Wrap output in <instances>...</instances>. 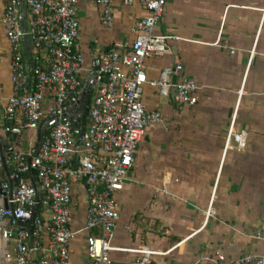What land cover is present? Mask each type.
<instances>
[{
    "label": "crops",
    "instance_id": "obj_1",
    "mask_svg": "<svg viewBox=\"0 0 264 264\" xmlns=\"http://www.w3.org/2000/svg\"><path fill=\"white\" fill-rule=\"evenodd\" d=\"M4 5L0 0V14ZM20 7L27 28L25 0ZM263 7L264 0H166L155 33L177 39L166 41L167 52L146 59V73L157 79L164 67L181 64L182 73L198 85L199 99L194 106H180L173 93L162 96L156 88L144 87L143 102L148 110L159 109L162 120L147 125L123 189L115 194L118 220L110 241L114 264H210L208 259L217 252L228 261L249 252L264 254L257 237L264 234ZM147 14L140 2L126 6L116 0L113 25L108 27L101 5L78 0L80 35L75 47L84 58L85 91L93 93L106 51L129 49L137 36L135 21ZM22 42L32 73L36 51L28 37ZM40 57L45 62L44 55ZM11 74V46L0 25V119L13 92ZM58 109L46 92L44 113L57 114ZM231 125L235 131H247L243 150L226 151ZM26 131L28 139L21 141L24 132L16 145L5 129L3 142L25 151L35 148L37 134ZM72 187L75 235L70 264H87V195L80 179H73ZM211 201L216 214L206 223ZM43 243H48L47 235ZM141 248L156 253L142 262L144 254L134 251ZM39 258L34 253L31 264H39Z\"/></svg>",
    "mask_w": 264,
    "mask_h": 264
},
{
    "label": "built area",
    "instance_id": "obj_2",
    "mask_svg": "<svg viewBox=\"0 0 264 264\" xmlns=\"http://www.w3.org/2000/svg\"><path fill=\"white\" fill-rule=\"evenodd\" d=\"M4 1L0 25L11 46L13 92L6 99L2 119L17 124L21 131L39 134V142L26 151L14 147L7 155L14 189L11 191L4 173L6 180L0 182V190L5 193L0 194L1 256L6 262L31 264L34 253H39V264H70V243L75 235L71 228L72 180L80 179L88 202L84 226L89 232L87 264H114L110 241L118 220L115 194L123 189L147 125L162 120L159 109L148 110L143 102L144 87H154L162 96L173 93V101L180 106H194L199 99L198 85L182 73L181 64L164 67L157 79H149L146 73V59L167 52L166 41L177 39L155 33L166 0H120L126 6L140 2L148 14L135 21L132 30L137 36L129 49L120 52L110 48L103 55L80 145L75 143L73 121L60 120L64 115L73 118L84 90V58L75 47L80 35L78 0H25L27 28L21 23L20 0ZM93 1L101 5L103 22L111 27L116 0ZM261 11L264 18V7ZM24 37L31 40L36 53L45 57L43 63L38 58L33 61V87L23 60ZM48 91L59 107L53 118L59 120L40 137ZM65 105L73 109L69 114ZM246 142L247 131H235L231 125L226 151L231 147L243 150ZM212 204L205 213L206 223L216 214ZM45 235L47 244L43 243ZM257 237L264 243V234ZM134 251L144 254L142 262L156 253L148 248ZM208 260L210 264H264V254L249 252L228 261L224 253L217 252Z\"/></svg>",
    "mask_w": 264,
    "mask_h": 264
},
{
    "label": "trees",
    "instance_id": "obj_3",
    "mask_svg": "<svg viewBox=\"0 0 264 264\" xmlns=\"http://www.w3.org/2000/svg\"><path fill=\"white\" fill-rule=\"evenodd\" d=\"M37 58H38L40 63H43V60H42V58L40 57V55L38 53H36V55H34L33 61L36 62ZM23 60H24V63L26 64V67L28 69H30V67H29L30 63H28L30 61V55L26 54L24 52V49H23ZM29 82H30V86L33 87L34 78H33L32 73H30ZM83 97H84V95L79 100L77 106L74 108V115H73V119H75V121H73V132H74V137H75V143L77 145L82 144V142L84 141L85 136H81V132H82L84 127H87V124H88V121L84 122L83 119H82V116H83V113H84V107H85V103H86V100H83ZM91 97H92V93H91ZM64 109H65L66 113H68V114L73 110L72 108H70L69 105H65ZM47 116L48 117L46 119L43 118L41 120V122H40L39 133H41L42 130H44L43 133H47L50 130V128H51V126H48V127H46V126L51 121V119L53 118V115L52 114H48ZM8 127H10V128H18V126L16 124L10 123V122H6L1 117V119H0V128L6 129ZM23 133H24V130L22 129L21 135ZM8 138H12V137H8ZM3 141L4 140H2V142ZM10 146H11V144L8 145V147H10ZM1 180H6V176L4 174V170H3L2 167H0V182H1ZM37 212H38V210H37Z\"/></svg>",
    "mask_w": 264,
    "mask_h": 264
},
{
    "label": "water",
    "instance_id": "obj_4",
    "mask_svg": "<svg viewBox=\"0 0 264 264\" xmlns=\"http://www.w3.org/2000/svg\"><path fill=\"white\" fill-rule=\"evenodd\" d=\"M91 90L85 91L83 90V95H86V103H85V107H84V113L82 116V119L84 122L88 121V113H89V106L91 104ZM55 115V114H53ZM57 120H59V118H53L46 127L51 126L54 122H56ZM60 120L62 121H67V120H71V121H75V119L70 118L68 115H64L60 118ZM44 132V130L41 131L40 133V137L42 135V133ZM6 133L8 135H12L15 141V144L18 145V141L20 138V135L22 133V131L18 128H6ZM86 134V127L83 128L82 132H81V136H85ZM13 146L8 147V145L4 142L1 141L0 139V167L3 168L4 173L6 174L8 180H9V171H8V165H7V155L8 153H10L13 150ZM10 184H11V191L14 189V185L12 183L11 180H9ZM0 194L5 195L4 192H2L0 190ZM6 207H8V205L6 204ZM1 225H2V216H1V211H0V230H1Z\"/></svg>",
    "mask_w": 264,
    "mask_h": 264
},
{
    "label": "rangeland",
    "instance_id": "obj_5",
    "mask_svg": "<svg viewBox=\"0 0 264 264\" xmlns=\"http://www.w3.org/2000/svg\"><path fill=\"white\" fill-rule=\"evenodd\" d=\"M83 100H86V96L84 95V97H83ZM48 116L44 113V119H46ZM26 134H23V135H25L24 136V138L21 140L22 142L24 141V140H27L28 138L27 137H29V135L27 134V131L25 130L24 131ZM5 129H3V128H0V139H1V141L2 140H5V138H6V136H5ZM39 137V134H37L36 135V138H35V144L37 143V140L39 139L38 138ZM20 139V138H19ZM1 246V245H0ZM0 264H4V259H3V257L1 256V247H0Z\"/></svg>",
    "mask_w": 264,
    "mask_h": 264
},
{
    "label": "bare ground",
    "instance_id": "obj_6",
    "mask_svg": "<svg viewBox=\"0 0 264 264\" xmlns=\"http://www.w3.org/2000/svg\"><path fill=\"white\" fill-rule=\"evenodd\" d=\"M0 245H1V241H0Z\"/></svg>",
    "mask_w": 264,
    "mask_h": 264
}]
</instances>
